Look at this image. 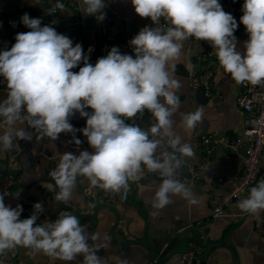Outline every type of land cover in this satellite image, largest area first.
Wrapping results in <instances>:
<instances>
[{
  "label": "clouds",
  "instance_id": "9594fccd",
  "mask_svg": "<svg viewBox=\"0 0 264 264\" xmlns=\"http://www.w3.org/2000/svg\"><path fill=\"white\" fill-rule=\"evenodd\" d=\"M83 4L86 16L105 19V0H83ZM131 4L139 17L154 25L143 27L129 41L132 55L112 47L93 65L80 43L73 46L72 39L27 13L21 22L30 31L17 33L10 50L0 51V77L7 85L6 98L0 101V156L18 150V141L30 142L34 136L55 141L61 133L72 134V142L79 146L77 131L91 148L79 155L63 153L49 173L59 189L57 202L67 203L78 182H87L90 191L99 189L125 199L130 182H138L148 172L160 178L153 208H165L173 203V196L190 205L198 203L190 187L175 178L184 158L196 154L173 130V116L181 106L175 74L189 38L208 42L220 68L237 84L264 85V0H244L242 5L240 23L248 34L243 54L234 35L237 21L219 0H131ZM58 10L65 11L60 0L47 14ZM81 63L78 72L72 71ZM145 112L152 117L148 128L135 122ZM77 113L86 119L81 129L70 123ZM203 115V107L182 113L180 127L191 134ZM7 195L0 193V264L18 247L64 262L82 257L81 264H102L97 254L100 244L89 243L100 241V234L89 236L75 215L61 211L54 222L37 223L44 208L35 203L31 216L21 219L22 206L6 205ZM236 207L251 215L264 211V180L251 187Z\"/></svg>",
  "mask_w": 264,
  "mask_h": 264
},
{
  "label": "crops",
  "instance_id": "0c3cea01",
  "mask_svg": "<svg viewBox=\"0 0 264 264\" xmlns=\"http://www.w3.org/2000/svg\"><path fill=\"white\" fill-rule=\"evenodd\" d=\"M224 1L226 0H219V2ZM56 2L57 0H39V4H36L34 0H0V51L10 50L16 42L17 33L30 31L21 22V17L25 13L30 18H40L42 26H44L47 22V10ZM60 2L65 5V11L59 13L56 31L70 38V33L75 28L71 27L69 22L76 17L83 18L84 48L89 56V62L93 65L98 58L106 56L112 47H117L121 54H128L122 40H126L131 34H138L145 26H154L149 18H141L135 13L131 0H106L116 17L115 27L117 30L114 27L116 41L105 44L98 36L96 17L86 16L83 13L84 5L76 0H60ZM240 13L243 15L241 10ZM125 31L126 35H124ZM123 35L124 37H122ZM235 36L238 40V51L243 54L244 42L248 40L245 27ZM90 47L92 48L91 53L88 52ZM202 47L201 43L193 38L184 42L181 63L177 65L175 74V78L180 81L177 95L181 99V106L173 116V130L183 137L184 142L189 144L193 138L205 133L217 134L225 141L232 142L243 127V112L236 103L240 84L233 81L230 74L219 68L213 79L211 95L208 96L201 91L193 90L189 79L192 73L203 69V64L200 61ZM184 65H189L191 71L186 70ZM199 93L206 96L202 101L199 98ZM6 95V81L0 77V101L5 99ZM198 107L204 109L203 119L196 129L188 134L180 127L182 113L192 112ZM86 110L91 112V109ZM70 123L74 128L81 129L86 125V119L81 118L77 113L70 118ZM151 123V114L145 112L139 125L142 128H148ZM76 137L82 141L79 146L72 142V134L61 133L55 141L47 137L37 139L34 136V150L28 151L19 148L0 156V179L2 172L6 170L13 171L16 177L13 193L11 196H5V204L14 208L17 204H21L23 198L34 203H41L44 211L40 213L37 223L54 222L61 211H68L75 215L80 223L86 226L89 236L95 233L100 234V241L90 239L89 243L90 245L100 244L97 254L100 256L102 264H147L150 260L149 253L144 246L136 243L147 222L158 228H164L171 224L177 227V224L185 221L199 223L209 220L211 221L213 239L224 238L236 245L243 253L246 264H259L264 259V236L259 234L255 227L256 217L260 213L251 215L241 212L236 207L237 201L246 198L249 192L242 198L234 199L228 205V216L218 218L216 221L212 220L211 216L212 198L216 195L227 194L230 190L231 179L242 171L246 154L245 145L235 151L229 150L223 145L217 147L209 164L212 171L205 173L199 180L185 183L198 200L196 205H190L180 196H173V203L165 208H153L152 197L158 188L160 178L156 174L145 172L138 182H130V189L125 199H121L117 195L118 203L113 211L100 209L97 213H92L88 212V205L85 202L87 182H78V187L74 190L72 198L67 203H63L55 201L54 197L59 189L55 187L54 180L49 176L50 164L53 161H59L63 153L70 152L79 155L80 151H91L87 138L82 132L77 131ZM164 147L165 143L162 141L161 150ZM194 151L196 153L194 157L184 158L189 162V170L191 165L201 162L206 154L204 146ZM261 164L264 168V153ZM0 193H4L1 181ZM17 193H19L18 196ZM32 213H21L20 218H29ZM117 218H119V224L115 226ZM218 250L222 252L223 257L216 258L213 262L208 261V264H233L230 251L222 247ZM15 251H17V260L9 252L4 264H45L47 262L50 264H81L82 261L81 257L73 262H64L50 258L42 252L33 254L32 250L20 247ZM180 260L178 257H174L162 264H181Z\"/></svg>",
  "mask_w": 264,
  "mask_h": 264
},
{
  "label": "built area",
  "instance_id": "2783aa9c",
  "mask_svg": "<svg viewBox=\"0 0 264 264\" xmlns=\"http://www.w3.org/2000/svg\"><path fill=\"white\" fill-rule=\"evenodd\" d=\"M76 1L81 5H84L83 0ZM240 1L241 0H226L224 2H219L222 5L223 10L227 13H231V15L237 21L238 28L234 32V35L239 31H242V29L244 28V25L240 23V17L242 16L239 9ZM105 4L106 7L103 9V12L105 13V19L103 21H98L96 18L98 23L97 33L100 39L103 40L105 44H111L113 43V41H116V35L114 32L116 17L107 5L106 0ZM59 13L60 11L58 10L53 15L47 14V22L45 25L56 28L59 22ZM161 23L163 24L164 21H161ZM69 25L81 31L79 39L73 42V46H75L76 43H80L83 47L84 53L86 54L82 38L84 25L83 18L76 17L69 22ZM124 35H126V31L124 32ZM124 35L122 37H124ZM135 35L136 34H131L126 40H122V42L125 43V48L129 55L133 54V49L130 46L129 41ZM193 40L195 39L193 38ZM197 42L201 43V45L203 46L200 54V61L203 64V69L192 73L189 81L193 90L201 91L209 96L212 94L213 79L220 66L214 54V49H212L211 45L206 41ZM82 66L83 63H81L77 68L72 69V71L78 72L79 67ZM236 103L238 108H240L243 112V127L239 135L232 142H227L221 136L213 133H205L193 138V140L190 142L192 148L195 150L199 147L201 148L202 146H204L206 148V154L201 162L191 165L190 180L185 179L180 175H177L175 177L182 183H187L188 181L192 182V180H199L204 176L205 173H209L212 171L209 164L211 162V156L217 147L223 145L226 146L227 149L235 151L239 147L248 144L242 171L240 173H237L231 179L229 192L224 195H216L212 198V217L228 216L227 207L229 204H231L233 199L244 197L249 192L251 187L255 186L260 180H264V168L261 164V158L264 153V85L251 86L247 83L240 84L239 92L236 96ZM128 122L131 123L132 121ZM135 122L138 124L141 123V118L139 115L135 118ZM18 143L21 150L29 151L34 150L35 148L34 138L30 142L20 140L18 141ZM58 162L59 161H53L50 164L49 173L56 167ZM156 176L158 175L156 174ZM0 181L3 186V192L9 193V195L7 196H11L13 193V188L16 185V179L13 171L8 170L5 174L1 175ZM85 194L87 198L91 199V203L95 204L98 195L94 193V190L90 191L89 188H87ZM105 195L106 202L111 203L115 201V194L105 193ZM34 204L35 203L31 200L23 198L20 204L23 208L22 213L30 214L31 212H33ZM255 227L259 233L264 234V211H261L260 214L256 217ZM191 247V250L182 255V258L180 260L181 264H191L196 253H200L202 250V247L194 241L191 242ZM16 252L17 251L15 250L11 251L12 256L15 260H17L18 257L16 255ZM45 264L50 263L47 262Z\"/></svg>",
  "mask_w": 264,
  "mask_h": 264
},
{
  "label": "water",
  "instance_id": "95a60500",
  "mask_svg": "<svg viewBox=\"0 0 264 264\" xmlns=\"http://www.w3.org/2000/svg\"><path fill=\"white\" fill-rule=\"evenodd\" d=\"M243 3L244 0H241L239 2L241 11ZM115 29L117 30V27H115ZM205 97L206 96L203 93H199V98L201 99V101ZM247 146L248 144H245V150L247 149ZM6 171H3L2 173L4 174ZM179 174L187 179L191 178L189 162L187 160H184V165L179 171ZM94 193L98 195V198L95 202L94 208L88 207V212L90 211L92 213H97L100 209H108L110 211H113L117 206V195H115L114 202L108 203L106 202V195L103 191L94 189ZM85 202L88 205L89 203H91V199L87 198ZM212 214L213 212H211V216ZM218 218L222 217H213L212 220L216 221ZM118 224L119 218H117L115 226H117ZM212 232L213 231L211 228L210 220L199 223L185 221L177 224V227L172 226L171 224L166 225L164 228H158L155 225L150 224V222H147L140 237L136 240V243L144 246L149 253L150 260L147 262V264H162L174 257H178L179 259H181L184 253L192 249L191 242L195 240L198 241L197 243L202 247V250L200 253H196L191 264H208V261L213 262L216 258L223 257V255L221 254L222 252L218 250V248L221 247L231 252L233 264H246L243 258V253L236 245L231 244L224 238L218 240L213 239ZM261 235L264 236V234ZM259 264H264V259Z\"/></svg>",
  "mask_w": 264,
  "mask_h": 264
},
{
  "label": "trees",
  "instance_id": "16d2710c",
  "mask_svg": "<svg viewBox=\"0 0 264 264\" xmlns=\"http://www.w3.org/2000/svg\"><path fill=\"white\" fill-rule=\"evenodd\" d=\"M80 35H81V31H80V30H78V29H73V30L71 31V33H70V38H71L72 41L74 42V41H76V40L79 39Z\"/></svg>",
  "mask_w": 264,
  "mask_h": 264
}]
</instances>
